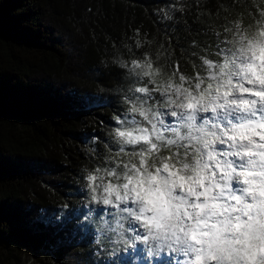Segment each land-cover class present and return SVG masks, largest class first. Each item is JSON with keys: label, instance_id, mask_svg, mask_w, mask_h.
<instances>
[{"label": "clouds", "instance_id": "clouds-1", "mask_svg": "<svg viewBox=\"0 0 264 264\" xmlns=\"http://www.w3.org/2000/svg\"><path fill=\"white\" fill-rule=\"evenodd\" d=\"M140 7L152 28L100 60L121 75L81 145L84 234L133 264H264V0Z\"/></svg>", "mask_w": 264, "mask_h": 264}, {"label": "trees", "instance_id": "trees-1", "mask_svg": "<svg viewBox=\"0 0 264 264\" xmlns=\"http://www.w3.org/2000/svg\"><path fill=\"white\" fill-rule=\"evenodd\" d=\"M157 2L0 0V264L25 248L58 264H99V247L83 235L81 145L104 138L101 122L111 123L116 106L115 97L96 95L97 83L111 88L121 75L101 58L129 25L151 29L140 5ZM49 254L42 264H56Z\"/></svg>", "mask_w": 264, "mask_h": 264}, {"label": "rangeland", "instance_id": "rangeland-1", "mask_svg": "<svg viewBox=\"0 0 264 264\" xmlns=\"http://www.w3.org/2000/svg\"><path fill=\"white\" fill-rule=\"evenodd\" d=\"M67 48L70 51L71 55L75 56L74 47L68 44ZM82 208H84L87 213L93 211L91 206L85 207L84 203L82 205ZM83 235L85 234L83 233ZM74 236H77V234L75 233ZM48 254V251L45 250H34L32 248H25L20 252V255L17 260L12 262L11 264H42ZM49 255L51 256V260L54 263L58 264L55 256L53 254ZM95 255L98 257L97 261L99 262V264H133L134 262V254H131L129 252L119 253L115 256L108 257L104 254L103 249L99 247Z\"/></svg>", "mask_w": 264, "mask_h": 264}]
</instances>
